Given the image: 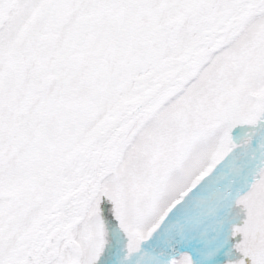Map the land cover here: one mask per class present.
Returning a JSON list of instances; mask_svg holds the SVG:
<instances>
[{"label":"snow or ice","instance_id":"snow-or-ice-1","mask_svg":"<svg viewBox=\"0 0 264 264\" xmlns=\"http://www.w3.org/2000/svg\"><path fill=\"white\" fill-rule=\"evenodd\" d=\"M0 264H264V0H0Z\"/></svg>","mask_w":264,"mask_h":264}]
</instances>
